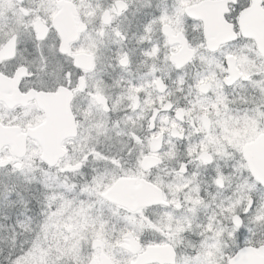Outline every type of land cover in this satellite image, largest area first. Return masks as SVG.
<instances>
[{
	"label": "snow or ice",
	"instance_id": "6c2138e0",
	"mask_svg": "<svg viewBox=\"0 0 264 264\" xmlns=\"http://www.w3.org/2000/svg\"><path fill=\"white\" fill-rule=\"evenodd\" d=\"M0 264H264V0H0Z\"/></svg>",
	"mask_w": 264,
	"mask_h": 264
}]
</instances>
